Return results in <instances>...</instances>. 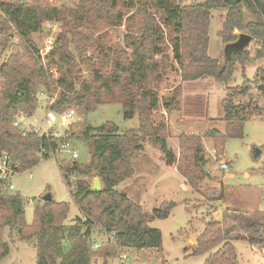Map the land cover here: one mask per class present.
Wrapping results in <instances>:
<instances>
[{
    "label": "trees",
    "instance_id": "1",
    "mask_svg": "<svg viewBox=\"0 0 264 264\" xmlns=\"http://www.w3.org/2000/svg\"><path fill=\"white\" fill-rule=\"evenodd\" d=\"M177 1L128 0L123 7L132 14L126 18L118 10L119 0H80L79 9L70 11L51 6L38 8L19 0H0L3 50L12 45L14 35H18L21 41L12 46L11 56L0 65V155L10 156L17 172L25 173L42 161L50 160L61 142L54 137L33 133L24 137L13 126L18 112L27 117L35 115L39 89H51V82L61 89L56 102L49 106L54 113L62 114L72 107H82L89 113L104 104H120L124 119L132 120L136 116L139 119L137 130L122 131L112 122L97 128L86 127L81 135L88 143L89 163L74 162L71 167L61 166L67 187H74L71 191L74 203L87 217L84 232L76 226L67 229L63 225L69 213L66 202L44 201L43 205H36L35 221L28 225L26 199L8 190L6 183L0 180V257L9 254L4 238V231L8 229L15 230L21 240L36 234L37 264H92L99 251L105 258L109 252H115L110 241L98 252L93 250L96 225L108 235H114L113 239L121 249L162 252V232L150 224L167 219L176 203H164L159 209L147 213L116 189L132 177L133 157L144 150L146 143L163 153L168 166L176 165L193 190L198 191L200 183L209 179L220 184V180L212 179L203 169L206 163L203 141L212 139L216 155L222 156L229 139L244 138L246 122L262 116L261 106L249 94L254 87L264 96V67L258 69L253 81L245 79L242 85L226 88L222 119L226 123L224 133L214 130L205 136L185 134L179 138L181 159L178 163L177 156L168 146L166 124L157 125L154 120V114L161 107L159 87L167 73V64L163 60L169 59L163 48L165 33L156 18L160 16L164 28L176 35L171 46L183 81L211 78L227 85L236 67L240 65L244 71L251 61L250 45L255 44L257 57H264V0H243L235 6L226 0H204L187 6H181ZM215 9L228 11L218 33L224 44L219 59H212L208 54L211 11ZM125 18L123 46L111 44L105 35L96 39L95 35L103 30L122 27ZM44 21H65V30L56 40L48 65L42 63L31 40V35L41 30ZM236 31L240 34H235ZM242 33L251 36L252 43L237 50L233 45ZM88 45L99 53V66L94 64L92 57H86ZM72 46H75L80 61L71 51ZM82 65L89 73L87 79ZM54 66L58 68L55 81L48 73V69ZM239 96H249V100L237 104ZM171 102L163 103L165 109L179 106L177 98ZM186 156L198 175L184 166ZM92 173L102 181L103 190L99 193L91 192V185L84 179L71 183L70 179L75 175L89 176ZM246 228L250 245L263 247L264 226L247 223ZM65 243H69L68 249ZM205 254H210L205 264H237V249L216 220L206 223L191 255Z\"/></svg>",
    "mask_w": 264,
    "mask_h": 264
},
{
    "label": "rangeland",
    "instance_id": "2",
    "mask_svg": "<svg viewBox=\"0 0 264 264\" xmlns=\"http://www.w3.org/2000/svg\"><path fill=\"white\" fill-rule=\"evenodd\" d=\"M19 1L38 8L51 6L65 11L77 10L80 7V0ZM127 1L119 0L118 6V10L125 14L126 18L132 14H129L123 7ZM203 1L178 0L177 2L181 6H187ZM227 13L228 11L225 9H215L212 13L209 49V56L212 59H219L223 54L224 44L217 33L222 30L223 26L219 20L224 22ZM126 18L122 27L103 30L95 35L96 39L105 35L111 44L123 46L126 34ZM156 19L165 33L166 43L163 48L166 50L169 59L163 60L167 64V73L164 82L159 87L161 107L154 114V120L157 125L160 123L166 124L168 146L177 156L179 163L181 159L179 138L185 134L205 136L208 132L214 130L224 133L226 123L222 118L224 117L223 103L227 94L226 88L242 85L245 79L253 81L257 74L258 65H264V61H260L257 65L253 63V60L248 62L245 75L243 69L238 65L233 78L227 85L217 83L211 78H209L210 80L185 82L182 80L181 73L178 72L179 66L173 58L171 40L176 35L164 28L160 16ZM64 24L65 21H44L41 30L31 35V40L38 49L41 61L45 65L50 62L49 58L55 50L59 34L65 30ZM235 34L240 33L236 31ZM1 38L0 35V65L11 56L12 46L21 42L19 36L14 35L12 45L3 50ZM50 40L53 41V47L48 50L46 46ZM254 45L253 43L250 46L252 54L256 56ZM85 49L86 57H92L94 64L99 66V53L95 48L88 45ZM71 51L80 61L75 46L71 47ZM159 60L161 59L158 58ZM50 69H56L58 73L57 66L50 67ZM82 70L87 79L89 76L87 68L82 65ZM41 93L47 97L54 96V98H58L61 89L55 82H51V89L49 90L42 87L39 89L37 94V110H39L35 118L39 120V124L44 126L47 113L44 112L42 107L49 112L50 105L46 104L47 99H44ZM249 95L261 106L262 116H255L246 122L244 138L229 139L222 156L216 155L212 139L205 138L203 141L204 158L206 160L203 169L212 179L220 180V184L210 179L205 180L200 183L199 190L195 191L186 181L191 190L184 192L181 190L179 176L172 174L165 165L162 167L156 163L152 173L148 174L146 179L139 178L141 171L138 170L135 178L118 186L117 190L123 194H126L124 191L128 186L131 187L138 199L136 200L133 197L134 201L144 207L147 213L159 209L164 203H176L167 219L156 220L151 223V227L162 232L163 251L117 249L111 240V236L96 225L93 235L95 240L92 246L93 250L98 252L99 245L102 248L107 244V241H110L115 246V252L107 251L109 255L108 258H105L100 255L103 254L102 251H99V255L93 259L92 264H118V255L121 253H126L130 257V261L126 264H205L210 254L200 256H192L191 254L194 250L193 247L196 246L194 238L202 234L206 223L212 220L221 223L227 238L236 247L238 253L237 264H264V246L252 247L246 236L247 223L264 226V96L254 87ZM248 97L239 96L236 103L247 102ZM173 98L179 100V106L171 110L165 109L163 103H172ZM72 109L75 115L70 127L57 125L54 132L69 134L71 148L79 152V158L74 160L69 153L57 150L51 154L50 160L42 161L34 169L16 174L12 179L15 190L11 192L18 193L26 199L25 213L28 225H32L35 221V206L38 204L43 205L44 197L51 195L52 201L68 203L69 213L63 225L67 229L76 226L81 232L86 231L87 225H85V222L87 217L74 203L71 196L74 187H67L61 166L71 167L74 162L82 165L89 163L88 143L81 135L88 126L97 128L105 123L112 122L122 131L137 130L139 128L137 116L132 120L124 119L123 107L120 104H104L89 113L82 107L78 109L72 107ZM18 114L23 113L18 112ZM256 149L262 153L257 160L254 159ZM185 158L187 159V156ZM186 159L184 160V166L198 175L199 173H197L198 171L192 165V162ZM222 162L229 163V170L224 172L220 169ZM96 178L98 177L95 173H92L89 176H79L76 180L72 178L70 180L71 183L75 184L78 179H84L92 187L93 180ZM30 201H32L31 204ZM78 218H81V220L78 221ZM191 234L194 237L189 243V239L192 237ZM4 238L9 248V254L6 257H0V264H37L36 234H32L27 240H21L15 230L6 229ZM65 246L68 249L69 243H65Z\"/></svg>",
    "mask_w": 264,
    "mask_h": 264
},
{
    "label": "built area",
    "instance_id": "3",
    "mask_svg": "<svg viewBox=\"0 0 264 264\" xmlns=\"http://www.w3.org/2000/svg\"><path fill=\"white\" fill-rule=\"evenodd\" d=\"M53 47V41H48L46 48L48 50L52 49ZM44 57V56H42ZM48 73L54 78L58 79V73L56 69H48ZM41 96L44 97V99H47V105H52L56 102L57 98H54V96H45L43 93H41ZM75 115L74 110L71 108L70 110L66 111L65 113L62 114H57L49 110L46 116V121L44 126H28L25 123L24 120V115L23 114H16L14 117V122L13 126L17 130L20 131L22 136L26 137L28 134H37L40 136L46 135L48 137H54L56 139H60L61 142L59 144V147L57 150L67 152L70 154L72 159L77 160L79 158V152L76 150H73L71 148L70 144V136L68 133H59V132H54V128L58 125L63 126V127H70L72 124V119L73 116ZM60 120V122H58ZM60 123V124H59ZM229 163L227 162H222L220 165V169L222 171H227L229 170ZM16 174H19V172L16 171V165H14L12 159L10 156L7 154H2L0 155V180L6 183V186L8 190L14 191L15 186L12 184V179ZM72 179L76 180L77 176H73ZM32 201H30V204ZM114 235H111V240L113 241V244L116 246L118 249L119 246L116 244L115 240L113 239ZM97 244V243H96ZM99 245V244H98ZM114 246V247H115ZM96 247V246H95ZM101 246L99 245L98 248ZM121 249V248H120ZM118 264H126L130 261L129 255L126 253H121L118 255Z\"/></svg>",
    "mask_w": 264,
    "mask_h": 264
},
{
    "label": "crops",
    "instance_id": "4",
    "mask_svg": "<svg viewBox=\"0 0 264 264\" xmlns=\"http://www.w3.org/2000/svg\"><path fill=\"white\" fill-rule=\"evenodd\" d=\"M211 13H213V10L211 11ZM222 16H223V14H222ZM212 18H213V16H212ZM211 21H212V19H211ZM219 22H221V23L223 24V21L219 20ZM210 27H211V23H210V26H209V49H210ZM219 32H220V31H219ZM219 32H218V33H219ZM218 33H217V34H218ZM252 45H253V44H252ZM209 49H208V54H209ZM209 57H210V56H209ZM252 60L254 61L253 63H254L255 65H257L260 61H264V57L259 58V57H257V56H254V54H252V59H251V61H252ZM239 66H240V65H239ZM247 66H248V63L246 64L244 71L246 70ZM263 66H264V65H261V66L258 65V67H257V71H258V69L263 68ZM240 67L242 68V66H240ZM200 80H210V79L207 78V79H200ZM198 81H199V80H198ZM78 108H81V107H76V109H78ZM42 109L44 110L45 113H48L47 110H46V108H43V107H42ZM38 110H39V109H38ZM38 110L36 111V113L38 112ZM36 113H35V115H34L33 117H30V118L24 116L25 123H26L28 126H39V125H41V124H39V123H40L39 120H37V119L35 118ZM222 119H223V118H222ZM41 126H42V125H41ZM222 133H223V132H222ZM148 145H150V144H149V143H148V144L146 143L145 146H144V150L141 151V152H139V153H136V154L134 155V157H133V161H132V166H133V171H134V172H133L132 177H131L130 179H128L127 181H131L133 178H135L136 175H137V173H138V170L141 171V172H140V175H139V178H144V179H146L147 175L152 173V171H153V167H154L155 164L157 163L158 165H161L162 167L165 165V166L167 167V169H168L172 174H174V175H178L179 178L181 179V180H180V182H181V187H182L181 190L184 191V192H189L191 189H190L189 186L187 185L186 180H185V179L183 178V176L179 173V171H178L176 165H174V166H168V165L166 164L165 160H164V155H163V153H161L160 150L155 149V148H153V147H151V146H148ZM228 175H229V174H228ZM228 175H227V177H228ZM127 181H125V182H127ZM125 182H123V183H125ZM123 183H121V184H123ZM121 184H119L118 186H120ZM118 186L116 187V189L118 188ZM183 189H184V190H183ZM192 191H193V190H192ZM124 193H126V195H127V196H128L133 202L137 203V202L134 201V199H133V197H134V198H136V200H138V199H137V196H136V193H135L134 191L131 190V187L128 186V187L125 189ZM137 204H138V203H137ZM140 206H141V205H140ZM142 208H143V210L146 212L145 208H144V207H142ZM150 226H151V224H150ZM191 235H192V237H191V239H189V243L191 242V240H192L193 237H194L193 234H191ZM197 238H198V236L195 237L194 240H197ZM194 246H195V245H194ZM193 248H194V247H193Z\"/></svg>",
    "mask_w": 264,
    "mask_h": 264
},
{
    "label": "water",
    "instance_id": "5",
    "mask_svg": "<svg viewBox=\"0 0 264 264\" xmlns=\"http://www.w3.org/2000/svg\"><path fill=\"white\" fill-rule=\"evenodd\" d=\"M228 2L229 5L231 6H235L240 4L243 0H226ZM252 43V37L249 36L248 34H242L239 41L237 43H235L233 45V48L237 49V50H243L245 48H247L249 46V44ZM88 129H90L91 127L88 126ZM261 151L256 149L254 151V159L257 160L260 156H261ZM103 184L102 181L99 178H96L93 180V185L90 189L91 192L93 193H99L103 190ZM44 201L46 202H51L52 201V196L51 195H46L44 197Z\"/></svg>",
    "mask_w": 264,
    "mask_h": 264
}]
</instances>
